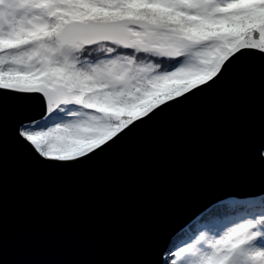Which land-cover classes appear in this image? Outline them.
<instances>
[{
  "label": "snow or ice",
  "instance_id": "1",
  "mask_svg": "<svg viewBox=\"0 0 264 264\" xmlns=\"http://www.w3.org/2000/svg\"><path fill=\"white\" fill-rule=\"evenodd\" d=\"M0 264H264V0H0Z\"/></svg>",
  "mask_w": 264,
  "mask_h": 264
}]
</instances>
